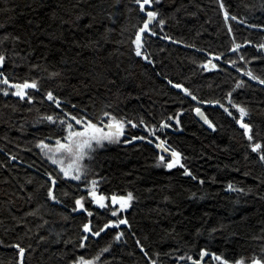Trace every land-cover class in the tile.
<instances>
[{"label": "trees", "instance_id": "trees-1", "mask_svg": "<svg viewBox=\"0 0 264 264\" xmlns=\"http://www.w3.org/2000/svg\"><path fill=\"white\" fill-rule=\"evenodd\" d=\"M146 10L159 14L152 24L156 35L145 37L147 60L130 45L146 18L133 0H0V71L11 82L35 79L39 85L27 90L31 102L13 90L0 92V264H20L15 244L26 249L24 264H69L85 251L99 253L100 264H188L187 257L197 259L201 248L208 254L205 264H218L211 253L245 257L246 264L254 256L264 260V163L251 152L235 123L239 113L229 104L230 97L247 108L244 122L264 146V84L245 75L252 70L264 79V51L257 48L264 43V0H154ZM233 42L241 49L229 51ZM209 59L216 68L203 67ZM49 90L60 97L61 109L47 100ZM213 100L232 116L220 104L202 103ZM196 107L214 127L196 115ZM62 110L93 122L110 111L138 125L126 126L132 136L134 129L149 136L139 124L143 119L181 153L191 175L178 165L159 164L160 154L144 140L96 148L83 161L90 169L87 180L96 179L106 197L132 192L134 200L118 214L128 224L99 237L87 234L88 248L79 249L83 223L90 220L98 230L115 217L111 206L101 209L90 198L91 217L73 212L75 197L87 192L77 187L82 182L62 174L54 188L60 202L47 198L45 173L56 175V169L37 141L54 138L57 127L44 117ZM162 120L172 131L161 127Z\"/></svg>", "mask_w": 264, "mask_h": 264}, {"label": "snow or ice", "instance_id": "snow-or-ice-1", "mask_svg": "<svg viewBox=\"0 0 264 264\" xmlns=\"http://www.w3.org/2000/svg\"><path fill=\"white\" fill-rule=\"evenodd\" d=\"M133 3L138 6L140 12L144 14L146 18L143 19V22L140 26L135 28L134 37L131 38L130 45L132 46L137 57L142 56L147 60L149 57L143 52L146 42L145 37L149 34L152 36L156 35V32L152 30V24L158 19L159 14L157 11L146 10V6L150 7L152 3H154V0H133ZM220 8L223 11L224 5L222 2L220 3ZM228 16L229 13L224 11L225 22H227ZM231 19L235 20L236 17L232 16ZM164 23V19H159V24L163 25ZM228 31L229 34H231L232 29L229 28ZM164 39H170V37L165 36ZM250 43L251 42L249 40L244 41L245 45ZM241 47V45L233 42L232 48L229 49V51L235 52L240 50ZM257 48L264 49V43L258 44ZM208 55L212 57L214 54L209 52ZM222 56V53L216 54L215 58L219 60L222 58ZM239 58L241 60H245L243 55H241ZM4 60L5 57L0 54V63H3ZM227 63L231 64L233 67H236V63L233 60H229ZM209 66L212 68L217 67L215 63H212L211 59H209L203 65V67L206 69ZM238 71H243V69H238ZM50 75L55 74L53 73ZM245 75L250 77L252 80H259L260 84H264V79H261L255 75L252 70L246 71ZM168 82L169 84L172 83L171 80ZM236 83L239 86L242 84V81L237 80ZM0 85H3V87H0V92H3L5 95L14 89V91H11L12 95L19 97L21 100L27 99L29 102L33 100V96L30 95L27 90L37 89L39 87L35 79L31 81L25 79L23 82H11L2 71H0ZM174 87L176 89H181L185 94L191 96L192 100H197V97L181 83H176ZM46 98L48 101L53 102L57 109H61L60 97L55 96L51 90L46 93ZM202 103L220 104V107L224 108V111L228 113L229 116H232V112L229 111V108L225 107L218 100L202 101ZM229 104L239 113V118L235 120V123L243 130V136L247 138L248 146L251 149V152L256 153L258 155L259 161L264 163V146H262L260 141L254 140L253 135L251 134L252 125L244 122V118L248 116L247 108L240 104L232 103L230 97ZM73 108H75V106H73ZM193 110L198 115H203L199 107H196ZM62 111L63 115L48 114L44 117L46 121L57 126V134L54 135V143H46L45 139H40L37 141V147L41 150V154L46 157L56 169V175H53L50 172L45 173V175L48 177V181H50V185L47 187V198L58 203L60 202L58 197L54 194V188L61 179L62 174V177L65 178V180L82 182V185H77V187L83 186L87 192L86 196L77 195L75 197L74 207L72 209L73 212L82 210L83 212H86L89 217H91L93 213L86 207V203L89 202V198L91 204L97 205L101 209H108L110 205H118V207H113V210L111 211V216L115 217V219H109L107 223H105L103 227H100L98 230L93 229L90 220L81 225L82 235L79 238L77 247L79 249L86 250L88 248L87 241L89 239L87 234H90L91 237H99L101 233L110 227L126 225L129 223L127 219L121 218L118 213H121L123 210L129 208L130 202L134 200V195L132 192H127L125 195L113 193L109 198L98 192V181L96 179L87 180L90 169L85 163H83V161L86 157L90 159L94 153V150L98 147H101L104 142L113 143L119 141L125 134V128L127 125H131L133 128L138 127V125L133 123L131 120L117 118V116L112 114L110 111H102L100 116L96 118V122H93L92 119L87 118L86 115L78 116L74 114V112L64 110ZM176 115L178 116L179 112ZM168 119L170 120L172 117H168ZM204 122L208 124L209 127H214L207 117H204ZM139 124L144 125L149 134L155 136L156 149H159L162 153H170V159H166V156L163 154L158 155L156 159L159 164H163V166L167 169H173L178 165L184 169L185 174L191 175L189 170L184 166V164L181 163L182 155L179 151L168 145L166 139H161L159 136H156L154 128L148 127L143 119L139 121ZM160 124L162 127L169 126L163 120L160 121ZM177 124H179V121H177ZM59 133H62V135ZM49 139H51V137ZM132 140H144L152 143L148 136H133ZM130 142L131 141L127 139L123 141V143L126 144ZM228 187L231 188L232 185L230 184ZM65 195L69 194L65 193ZM109 199L110 205L107 203ZM121 235L122 233L117 231L115 233L114 239L118 240ZM41 239H43V237H41ZM137 244L139 245L140 242L137 241ZM14 247L18 250L20 264H24L23 258L25 256L26 249L21 247L20 244H15ZM101 251L107 252L108 248L105 247ZM141 251H144L143 246H141ZM145 255H147L146 252ZM199 255L201 258L206 257V249L201 248ZM211 256L214 261L218 262V264H246L245 257H238L230 260L223 254L211 253ZM187 259L193 261V264H201L200 259H193L191 255H189ZM69 264H100V255L97 253L96 255L90 256L86 251L83 255L74 254V258L69 261ZM151 264H155V261H152ZM247 264H264V260L254 256L250 262H247Z\"/></svg>", "mask_w": 264, "mask_h": 264}, {"label": "flooded vegetation", "instance_id": "flooded-vegetation-1", "mask_svg": "<svg viewBox=\"0 0 264 264\" xmlns=\"http://www.w3.org/2000/svg\"><path fill=\"white\" fill-rule=\"evenodd\" d=\"M14 91V89H12ZM10 92V91H9ZM3 93V92H2ZM105 123H106V120H105ZM56 126V125H55ZM57 127V126H56ZM131 131H128V128H125V134L121 137V139L119 141H122V140H129L131 141L130 143H136V142H139L140 140H132V135L130 134ZM133 133H137V137L139 136H143L141 135V132L139 130H136L134 129L133 130ZM157 136V135H156ZM149 140L152 141V143H149L148 141H146L148 144L152 145L153 147H155V143H156V140H155V136H152L149 134ZM49 141L46 142V143H54V138H51V139H48ZM159 154H164L162 153L160 150L157 151ZM166 155V154H165ZM47 159V158H45ZM50 162V161H49ZM51 164V163H50Z\"/></svg>", "mask_w": 264, "mask_h": 264}, {"label": "water", "instance_id": "water-1", "mask_svg": "<svg viewBox=\"0 0 264 264\" xmlns=\"http://www.w3.org/2000/svg\"><path fill=\"white\" fill-rule=\"evenodd\" d=\"M258 50H259V51H260V50L264 51V49H260V48H258ZM201 113H202V111H201ZM196 115H197L200 119H204L203 115H198L197 113H196ZM161 127H162V126H161ZM162 128H165V129H167L168 131H172V128H171L170 126H168V127H162ZM156 150L158 151L159 149H156ZM164 154L170 156V153H164ZM170 157H171V156H170ZM207 255H208V254L206 253V256H207ZM193 259H194V258H193ZM197 259H200V260H201V264H205L206 257L201 258L200 255H199V257H198ZM187 263H188V264H193V261L188 260Z\"/></svg>", "mask_w": 264, "mask_h": 264}, {"label": "rangeland", "instance_id": "rangeland-1", "mask_svg": "<svg viewBox=\"0 0 264 264\" xmlns=\"http://www.w3.org/2000/svg\"><path fill=\"white\" fill-rule=\"evenodd\" d=\"M158 1V0H157ZM118 142V141H117ZM105 143H108V142H104L103 144H105ZM39 152H41V150H39ZM43 156V155H42ZM44 157V156H43ZM44 158H46V157H44ZM170 159V158H169ZM109 201H110V199H109ZM132 202V201H131ZM131 202H130V204H131ZM111 206V205H110ZM130 206V205H129ZM112 207V209L110 210V211H112L113 210V207H118V205L117 206H111ZM125 210H127V209H125ZM125 210H123V211H125ZM122 211V212H123ZM119 214V213H118ZM120 239V238H119ZM119 239L117 240V241H119Z\"/></svg>", "mask_w": 264, "mask_h": 264}]
</instances>
